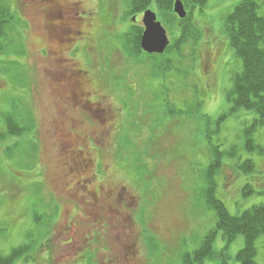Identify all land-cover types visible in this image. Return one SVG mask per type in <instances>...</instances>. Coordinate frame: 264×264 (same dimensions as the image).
<instances>
[{
    "label": "rangeland",
    "instance_id": "374dc122",
    "mask_svg": "<svg viewBox=\"0 0 264 264\" xmlns=\"http://www.w3.org/2000/svg\"><path fill=\"white\" fill-rule=\"evenodd\" d=\"M56 1L80 4L77 13L84 15L81 27L89 35L91 46L97 42L101 48L106 46V25L114 23L121 28L119 10L124 5L119 0H104L102 7L98 0ZM240 1L207 0L201 13L181 1L192 24L187 29L198 30L200 40L183 47L184 58L177 64L180 74L173 78L172 85L151 79L141 62L123 60L110 47L107 56L91 58L89 65L80 58L83 68L78 66L83 73L77 79H81V85L79 80L71 81L72 89L80 85L84 91L97 93L109 100L111 108H118L130 94L132 103L141 102L137 106L140 118L135 122L124 116L126 110L119 106V118L107 130L102 128L103 149L93 151L89 143L84 147L91 150L89 157L93 162L91 170L83 174L90 185L85 190L98 193L96 188L101 186L111 192L110 196H98L104 209L112 203L111 210L100 213V217L88 206L90 201L84 197L83 188L76 190L79 186L70 188L62 184L61 174L65 171L56 159L61 157L65 144L57 143L53 137L54 141H48L52 133L64 135L70 128L67 121L74 119L85 122V132L95 130L77 106L57 104L54 90L49 87L51 79L46 72L52 66V56L46 51L49 58L44 54L42 57L39 51L53 46V53L64 57L70 48L61 55V46L56 42L52 45L45 37L44 15L35 16L29 9H21L25 0H0V5L13 7L15 17L6 35L3 32L7 48L13 50L9 56L0 53V74L7 77L0 76V127L2 116L14 105L18 109V105L31 112L28 117L37 129L36 136L30 134L29 138L32 144L38 141L37 154H33L30 142L6 140L9 147L19 143L17 153L8 160L0 145L1 255H10L16 249L19 257L13 264H180L181 257L192 254L214 228V212L206 209L199 194L206 186L203 176L208 162L216 153L220 154L221 166L214 177V194L228 213L239 216L254 205L264 204V129H251L256 117L253 112L230 113L232 104L226 100L240 64L228 47L222 22ZM254 1L259 7L258 15L264 17V0ZM166 34L171 41L173 35ZM192 64L193 70L189 68ZM59 66L71 69L64 62ZM11 81L23 86L16 87V93L5 94L6 82ZM54 81L57 83V79ZM139 86L145 88L142 101L135 96L138 90L134 87ZM158 86L164 88L159 90ZM159 95L167 102H162ZM227 113V119L217 124L220 116ZM115 125L119 127L116 129ZM18 154H26L20 157L21 162ZM246 161L253 162V169L239 170ZM33 177L39 184L36 180L29 182ZM246 185L252 191L249 193L247 188L242 195ZM35 190L39 192L35 194ZM125 190L130 194H122ZM243 243V237L238 236L226 249L218 235L212 245L213 256L204 264H238L235 258ZM254 244V260L264 264V236Z\"/></svg>",
    "mask_w": 264,
    "mask_h": 264
},
{
    "label": "trees",
    "instance_id": "16d2710c",
    "mask_svg": "<svg viewBox=\"0 0 264 264\" xmlns=\"http://www.w3.org/2000/svg\"><path fill=\"white\" fill-rule=\"evenodd\" d=\"M103 1L104 0L97 1L101 7L103 6V3H105ZM119 1L121 2V5H124V9L122 7V9L119 10L121 11V19L118 22L120 23L121 28L114 23L106 25L105 29L109 32L104 37L106 45L104 48H101L98 42L95 43L97 45L91 46V39L89 38V35L84 32L81 27L84 24V15L82 13H77V10L76 12H70V9H68V5L70 8L73 4L74 6H77L76 3H68L66 5L57 4L56 0H25L24 6H21V3V9L23 7L29 9V11L35 16L39 14L44 15L43 31L45 33V37L51 41L52 45L56 42L59 44L57 46H61V50L59 51L61 55L64 51L67 52L68 48H70V52L62 55L64 57L59 55L56 56V53H53L52 50L53 46L49 49L47 48L39 51L42 57L44 55H48L46 54V51L49 53V56H52V58L47 56L50 59L52 66H50V69L46 72V77L51 79L49 87H51L52 90L57 88L72 89L69 83L65 84L68 75H74L76 77L75 80H79L81 85V79H77L82 77L81 74L83 73V69L81 70V68H79V66H81L79 65L80 58H83L82 60L84 63L89 65V62L91 63L92 61H90L91 58L95 59L107 56L108 47L111 48L112 52H119V55L123 60L131 58L136 62H141L142 66L147 68L146 74H148L151 79L161 80V83H174L173 78L180 74V69L177 64H179L182 60L183 47H185L189 42H199L200 40L198 39L200 38V32L198 30L187 29L189 25H192L188 14L183 20H179L173 14V10L171 8H173V3L176 0ZM181 1L185 5H187L188 2L191 5V9H198L200 13L207 4V0ZM11 8L9 6L0 5V53H5L8 56L13 49L7 48V42L4 40L3 32L5 30L6 35V30L9 28V25L11 26L15 23V17L11 12ZM258 9L259 7L256 1L242 0V2L240 1L238 4L234 5L233 9L225 17H223L222 22V33L227 39L228 47L233 53V58H235V60L240 64L238 67L239 72H236L231 79L232 87L226 93V100L232 104L231 109H229L230 113L236 112L237 110H244L247 112H253L256 115L251 126V129L254 130L259 127L264 129V17L258 15ZM147 10L156 14L157 20L160 21L164 30H166L169 35H173L171 41H169L170 44L164 50L163 55H149L141 50L140 40L143 34V27L140 20L142 19V13ZM137 17L139 19L141 18L139 20L140 24L138 23ZM27 26H29V22ZM58 36H60V38ZM21 49L24 51L23 48ZM69 56H71V59L68 58ZM9 58L10 57H8V59ZM159 59L160 61H158ZM199 59L201 64H203L204 60L202 57ZM154 61L157 62L155 63ZM61 62H64V66L68 64L71 66V69H69L65 75V68L59 66ZM81 67L83 68V66ZM189 68L193 70V64ZM58 71H60V73L57 77L56 74ZM107 73L108 75L112 74L110 71H107ZM0 76L7 78L3 74H0ZM183 77H186L184 71H182V78ZM58 78L61 80V83L58 82ZM56 79L57 83L54 81ZM16 80L22 79L17 78ZM86 80L88 79L86 78ZM86 80H84V82H86ZM63 81L64 83L62 84ZM52 82H54V84H52ZM6 84L8 87L4 89L5 94L16 93V87L20 88L23 86V84L12 81L11 83L6 82ZM139 87L140 88L134 87V89L138 90V92L135 93V96L142 101L145 88L143 89V87ZM171 87L173 88L174 86H169V88ZM158 88L160 90L164 87L158 86ZM127 91L129 92L130 90L127 89ZM151 95L153 99L155 94L152 93ZM55 96V98H57V104H60V106H62V104L63 107L66 106L64 104H81L82 106L87 104L92 108V110L94 109L90 112L87 110L79 112L82 117H86V120L88 121L87 124L94 127V131L85 132L84 127L87 126L84 124L85 122L83 123L81 119H74L72 122L66 120L72 130L68 127V131L66 130L64 132L65 134L61 137L59 136L60 138L53 133L51 136L47 134L49 135L48 141L51 140L50 142H52L55 139L57 143L65 144L61 150V157L56 159L57 164H60V166H62V170L65 171L61 174L62 177L60 181H62V184L72 183L68 185V187L75 188L77 185H74L78 181H82L81 184L83 185L86 184V182L88 183V180L83 178V174L85 172L87 173L91 170L90 168H92L93 162L89 157V155H91V150H89L88 147L84 148L86 144L89 143L90 146L92 145L93 148H91L93 151L101 147L103 149L101 143L105 140L104 137L101 136L102 128L107 130L108 125L115 122V120L119 118V106L126 110L123 112V115L130 117L132 122H135L140 118L137 114V106H140L141 102L139 104L132 103L130 100L133 95L130 94L128 99H124L123 101L121 100L122 106L118 105V108H111L109 100L107 101V98L102 97L97 93L86 91L83 98L79 96V99L72 103H66V100H63V96L58 94H55ZM158 98L164 103L167 102V100L161 97V95H159ZM17 107L18 109L15 105L12 106L9 109V112L2 116L1 120L2 126L0 127V145H3L1 152L6 160H8V158L17 151L16 147L19 145L18 142H15L12 144L13 147H9L5 141L12 138H16L15 140H19L22 143H25V141L30 142L28 146L32 145L30 149L33 154H37L38 150V141L35 142V144H32L31 141L33 140L29 138L30 134H34L36 136L35 131L37 129L36 123L33 122L31 117L30 119L28 117V115L31 116V112L27 109L19 107L18 105ZM230 113L220 116L217 120V124L226 120ZM128 122H130V120H128ZM61 126H63V123L60 124V127ZM118 127L119 126L117 125L116 129ZM72 131H76V133H73ZM124 135L129 136L130 134L126 133ZM6 136H8L7 139ZM96 139L98 140L95 142ZM129 140L130 137L125 139L126 142ZM57 150L60 153L59 146ZM24 155L26 154H22L20 156L18 154V161H20V157L24 158ZM208 163L209 166L203 176V181L206 186L199 195L200 198L203 199L206 209L214 212V228L210 230L207 235H205L199 246H197V249H195L192 254H186L181 257L180 264H204L208 261V259H211L214 252L212 245H214L218 235H220L226 249L233 244L238 236H242L244 245L237 253L235 260L238 264H257L254 260L256 253L254 243L260 236H264V204L254 205L242 212L239 216L230 215L222 202L218 200L214 194V177L219 173L221 166L220 154H213L211 161ZM253 166V162L251 163V161H246L242 166H239V170L249 169L250 171L253 169ZM33 175L37 177V174ZM90 177L94 178L95 175H91ZM36 179H38V177ZM36 179L34 177L33 179L29 178V182L35 181ZM35 182L39 184L37 180ZM81 187L84 188L85 186ZM79 188L80 187L77 189ZM247 188H249V185L243 187L242 195L246 194L245 192ZM250 188L249 193L252 191V188ZM96 189L98 190V193H95L92 189H87V191L96 194L97 199H99L98 196L102 194L105 196L106 194L108 196L111 195V192L108 191L109 189L106 190L101 186ZM38 190L41 189L38 187ZM34 192L36 194L39 191L35 190ZM113 192L115 191L113 190ZM126 192L127 191L125 190L122 194ZM126 194L129 195L130 193L127 192ZM84 197H87V195ZM88 199L90 200V198ZM111 204L107 208L100 210L103 212L107 211L108 213L109 209L111 210ZM113 213H116V211ZM98 215L101 217L100 213ZM146 241L147 239L145 240V244ZM147 245L150 247V239L147 242ZM15 250L7 256L0 254V264H13L14 259L19 257L16 256L18 254Z\"/></svg>",
    "mask_w": 264,
    "mask_h": 264
},
{
    "label": "water",
    "instance_id": "95a60500",
    "mask_svg": "<svg viewBox=\"0 0 264 264\" xmlns=\"http://www.w3.org/2000/svg\"><path fill=\"white\" fill-rule=\"evenodd\" d=\"M180 1L173 4V12L179 19L185 18L186 14ZM142 25L144 27L140 40L142 52L146 54H162L168 46V40L165 30H163L160 22L156 21V16L151 11H145L142 17Z\"/></svg>",
    "mask_w": 264,
    "mask_h": 264
},
{
    "label": "flooded vegetation",
    "instance_id": "af4514ba",
    "mask_svg": "<svg viewBox=\"0 0 264 264\" xmlns=\"http://www.w3.org/2000/svg\"><path fill=\"white\" fill-rule=\"evenodd\" d=\"M79 5L80 4H77V6L75 5L74 6V4L73 5H71V7L69 8V5H68V9H70V12H76V10L78 11L79 9H80V7H79ZM67 67L64 69V75L65 74H67ZM63 75V74H62ZM65 77V76H64ZM75 76L73 75H68V78L66 79V82H65V84H68L69 82H71L72 80H74L75 81ZM65 80V79H64ZM61 83V82H60ZM64 83V81L62 82V84ZM55 94H58V95H60V96H63V100H66V103H72V102H76L78 99H79V96H81V98H83L84 96H85V93H86V91H84V90H82L81 89V86H79V85H77V88L76 89H70V88H57V89H55L54 91H53ZM77 94H79V95H77ZM63 105V104H62ZM64 105H66V106H68V107H70L71 105L72 106H77L79 109L78 110H80V111H85V110H87L88 112H90V111H93L92 110V108L89 106V105H87V104H84V106H82L81 104H64ZM83 108H82V107ZM68 134H70V133H68ZM87 181V180H86ZM70 184H72V183H70ZM69 184V185H70ZM89 184V181H88V183L86 182V184H84V186L85 187H89L90 185H88ZM64 185H66V184H64ZM76 185H78V186H81V185H83V184H81V182L80 181H78L74 186H76ZM68 188V187H67ZM86 195H87V198H90V205H88L89 207H90V209H91V207L93 208V209H95V213L96 214H99V213H102L103 211H101L100 209H103V207L102 206H100V204H99V201L97 200V195L96 194H94V193H90V192H88V191H86ZM90 209H88L89 211H90ZM91 212V211H90Z\"/></svg>",
    "mask_w": 264,
    "mask_h": 264
}]
</instances>
